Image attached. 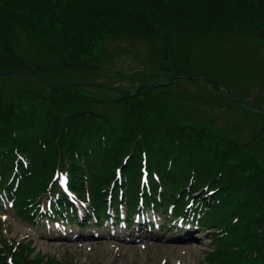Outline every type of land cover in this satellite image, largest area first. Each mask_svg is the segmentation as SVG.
Masks as SVG:
<instances>
[{
    "label": "trees",
    "instance_id": "obj_1",
    "mask_svg": "<svg viewBox=\"0 0 264 264\" xmlns=\"http://www.w3.org/2000/svg\"><path fill=\"white\" fill-rule=\"evenodd\" d=\"M107 37L148 43L152 81L137 92L86 83L103 71ZM252 37L264 43V0H0V200L39 225L52 214L79 223L62 179L89 202L87 221L124 204L131 223L143 197L170 223L184 217L213 233L208 264H264V168L249 150L263 143L264 114L240 144L190 122L188 99L172 89L203 80L219 93L230 76L210 72V56ZM106 90L119 95L105 101ZM8 249L17 264H58L24 245ZM6 252L0 244V264H10Z\"/></svg>",
    "mask_w": 264,
    "mask_h": 264
},
{
    "label": "rangeland",
    "instance_id": "obj_2",
    "mask_svg": "<svg viewBox=\"0 0 264 264\" xmlns=\"http://www.w3.org/2000/svg\"><path fill=\"white\" fill-rule=\"evenodd\" d=\"M217 47L222 49L215 56H210L215 58L210 72H226L230 76L228 80L221 79L219 82V93L213 83L203 80H180L179 86L172 89L188 99L189 104H181L187 115L190 113V122L241 144L259 132L261 124L258 118L262 115L256 113L264 114V43L252 37L228 40L225 45ZM149 50V44L141 40L104 38L98 48L104 58L103 71L84 80L86 83L96 82L137 92L142 81H152L149 77L153 73L149 71L157 68ZM141 71L150 74L141 77ZM16 79L19 86L27 82L22 77ZM161 80L164 78L161 77ZM106 91L98 93L105 101L119 95ZM6 92L18 95L14 89ZM218 94L224 99L218 98ZM24 100L29 101L27 96L22 97L21 102ZM223 101L227 107L219 106L223 105ZM114 114L121 116L117 110ZM249 150H253L264 168V138L261 145ZM167 216L170 215L160 212L157 220L150 219L156 224L152 233L146 229L149 223L140 230L141 225H136V222L128 227L118 226L117 229L111 224L110 228L103 226L96 230L93 223L89 228L76 225L55 228L53 225L28 224L16 210L6 207L0 213V244L7 248L6 257L10 264H17L13 251L8 249L12 243L30 247L46 262L58 264H208L207 256L215 243L213 233L196 225H187L188 221L172 228L163 227L161 220H166ZM157 226H162L159 231Z\"/></svg>",
    "mask_w": 264,
    "mask_h": 264
},
{
    "label": "water",
    "instance_id": "obj_3",
    "mask_svg": "<svg viewBox=\"0 0 264 264\" xmlns=\"http://www.w3.org/2000/svg\"><path fill=\"white\" fill-rule=\"evenodd\" d=\"M262 53H263V55H264V49H263V52H262Z\"/></svg>",
    "mask_w": 264,
    "mask_h": 264
}]
</instances>
